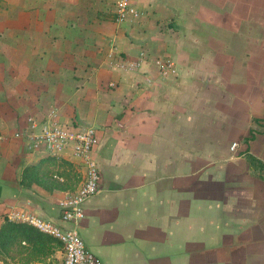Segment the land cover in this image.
Wrapping results in <instances>:
<instances>
[{
  "label": "crops",
  "instance_id": "0c3cea01",
  "mask_svg": "<svg viewBox=\"0 0 264 264\" xmlns=\"http://www.w3.org/2000/svg\"><path fill=\"white\" fill-rule=\"evenodd\" d=\"M117 2L8 0L0 133L50 110L98 131L100 187L76 230L102 264H264V178L246 160L264 165V38L253 42L251 20H264V0H131L142 16L121 24ZM167 59L176 73L162 77ZM128 62L140 64L117 67ZM42 158L20 140L0 145V225L17 211L73 228L58 205L69 191L20 184Z\"/></svg>",
  "mask_w": 264,
  "mask_h": 264
},
{
  "label": "built area",
  "instance_id": "2783aa9c",
  "mask_svg": "<svg viewBox=\"0 0 264 264\" xmlns=\"http://www.w3.org/2000/svg\"><path fill=\"white\" fill-rule=\"evenodd\" d=\"M116 23L136 20L142 14L132 5L131 0H118L115 7ZM142 57V55H141ZM139 62L120 63L117 67L133 70ZM159 73L166 77L176 73L170 60L157 61ZM150 83L149 80H146ZM10 139L25 143L29 153L44 157H57L72 163L81 178L74 193L59 202L61 220L73 224V228L63 229L30 213L12 211L7 219L25 223L49 235L63 245L62 260L58 264H102L101 260L88 251L77 233L76 226L84 216V203L96 195L100 187V173L95 159V150L100 143L98 131L91 126H64L59 122L56 111L50 110L44 119L28 116L24 125L12 135L0 133V145ZM236 144L233 143L231 150Z\"/></svg>",
  "mask_w": 264,
  "mask_h": 264
},
{
  "label": "trees",
  "instance_id": "16d2710c",
  "mask_svg": "<svg viewBox=\"0 0 264 264\" xmlns=\"http://www.w3.org/2000/svg\"><path fill=\"white\" fill-rule=\"evenodd\" d=\"M254 121L259 123L257 119ZM253 135V130H250V138H246L245 142L248 143L252 140ZM246 160L251 168L258 171L257 176L264 178V165L251 155H247ZM80 181L81 178H79L72 163L61 158L48 156L40 159L35 165L26 167L22 172L20 184L24 188H30L33 183L44 182L43 185L46 188V185H51L52 188L55 184L57 188L69 191L72 190L70 184L74 186L77 184L78 186ZM55 251H63L61 242L39 232L32 226L13 222L7 218H4L0 225L1 261L4 258L19 257L26 263L36 260L45 262V259Z\"/></svg>",
  "mask_w": 264,
  "mask_h": 264
},
{
  "label": "rangeland",
  "instance_id": "374dc122",
  "mask_svg": "<svg viewBox=\"0 0 264 264\" xmlns=\"http://www.w3.org/2000/svg\"><path fill=\"white\" fill-rule=\"evenodd\" d=\"M8 6V0H3V2H0V14L4 11V10H6L7 7ZM219 12H221V11H219ZM220 20L218 21V22H220L221 21V23L222 24H226V22H225V17H223L222 19H221V17H218ZM218 18L216 19V21L218 20ZM252 20V22H253V25L252 26H254L255 27V30L252 32L253 33V39H255V37H257V40H253V42H256L257 44H259L260 46H262V44H263V34H264V27H263V25H264V20H263V17L261 16V17H259L258 19H251ZM220 23V26H223L222 24ZM219 26V25H218ZM252 26H250V27H252ZM253 27V28H254ZM218 33L220 34V32L218 31ZM250 34V33H249ZM248 34V35H249ZM219 37V39L221 40V41H224L225 40V37L223 36V35H219L218 36ZM244 34H243V39H242V36H239L238 34L237 35H232V41H234V42H237V41H239L240 43H244V42H246V40L244 39ZM231 39V38H230ZM247 41H249L248 39H247ZM239 42H237V43H239ZM250 42V41H249ZM239 53H240V51H239ZM228 55V59H232V57H234V58H240V55L236 52V49H233L232 51L231 50H229V54H227ZM239 56V57H238ZM233 61H237V59H235V60H233ZM71 185V187H72V190L70 189L69 190V194H71V193H74L75 192V190H76V186H77V184L74 186L73 184H70Z\"/></svg>",
  "mask_w": 264,
  "mask_h": 264
}]
</instances>
